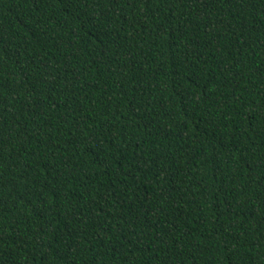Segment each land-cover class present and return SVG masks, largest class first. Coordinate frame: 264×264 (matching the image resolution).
I'll use <instances>...</instances> for the list:
<instances>
[{"label":"trees","instance_id":"obj_1","mask_svg":"<svg viewBox=\"0 0 264 264\" xmlns=\"http://www.w3.org/2000/svg\"><path fill=\"white\" fill-rule=\"evenodd\" d=\"M0 264H264V0H0Z\"/></svg>","mask_w":264,"mask_h":264}]
</instances>
